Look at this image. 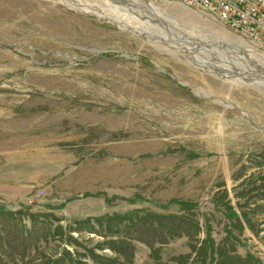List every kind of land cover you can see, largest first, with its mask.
<instances>
[{
	"label": "rangeland",
	"instance_id": "1",
	"mask_svg": "<svg viewBox=\"0 0 264 264\" xmlns=\"http://www.w3.org/2000/svg\"><path fill=\"white\" fill-rule=\"evenodd\" d=\"M255 75L179 2L0 0V264H264Z\"/></svg>",
	"mask_w": 264,
	"mask_h": 264
},
{
	"label": "built area",
	"instance_id": "2",
	"mask_svg": "<svg viewBox=\"0 0 264 264\" xmlns=\"http://www.w3.org/2000/svg\"><path fill=\"white\" fill-rule=\"evenodd\" d=\"M205 13L233 32L264 46V0H167Z\"/></svg>",
	"mask_w": 264,
	"mask_h": 264
},
{
	"label": "bare ground",
	"instance_id": "3",
	"mask_svg": "<svg viewBox=\"0 0 264 264\" xmlns=\"http://www.w3.org/2000/svg\"><path fill=\"white\" fill-rule=\"evenodd\" d=\"M246 74V73H245ZM225 75V74H224ZM247 75H251V73H248ZM225 76H227V75H225ZM252 76V75H251ZM255 77L257 78V79H259V80H257L256 78H251V79H249V81H247V82H249V83H252V84H254V85H260L261 87H263L264 86V77L262 76H256L255 75ZM251 80H253V81H251ZM256 81V82H255ZM259 82V83H258Z\"/></svg>",
	"mask_w": 264,
	"mask_h": 264
},
{
	"label": "trees",
	"instance_id": "4",
	"mask_svg": "<svg viewBox=\"0 0 264 264\" xmlns=\"http://www.w3.org/2000/svg\"><path fill=\"white\" fill-rule=\"evenodd\" d=\"M185 207L194 208V207H196V206L186 204Z\"/></svg>",
	"mask_w": 264,
	"mask_h": 264
}]
</instances>
